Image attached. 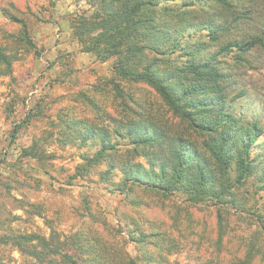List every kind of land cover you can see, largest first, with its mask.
Returning a JSON list of instances; mask_svg holds the SVG:
<instances>
[{
	"label": "rangeland",
	"instance_id": "1",
	"mask_svg": "<svg viewBox=\"0 0 264 264\" xmlns=\"http://www.w3.org/2000/svg\"><path fill=\"white\" fill-rule=\"evenodd\" d=\"M96 8V0H0V48L14 55L9 74L0 76V238L8 229L46 238L55 233L67 252L76 250L89 264H264V192L248 185L220 203L195 205L179 194L122 191L128 165L151 168L115 135L129 121L151 117L199 147L206 138L174 117L147 85L122 83L120 94L111 89L113 62L83 53L72 36L73 16ZM6 16L25 24L35 49L17 40L22 28ZM243 80L249 96L236 104L237 113L263 123L264 68L246 71ZM28 117L13 139L14 126ZM76 121L109 130L114 149L92 162L103 132L79 144V133L67 126ZM33 146L42 162L24 157L23 149ZM0 260L38 264L5 247Z\"/></svg>",
	"mask_w": 264,
	"mask_h": 264
},
{
	"label": "trees",
	"instance_id": "2",
	"mask_svg": "<svg viewBox=\"0 0 264 264\" xmlns=\"http://www.w3.org/2000/svg\"><path fill=\"white\" fill-rule=\"evenodd\" d=\"M96 3L91 14L73 16L72 36L83 53L113 62L111 89L120 94L122 83L147 85L174 117L206 138L199 147L192 138L173 136L151 117L129 121L115 135L127 140L134 156L146 159L151 168L128 165L122 191L143 188L164 196L179 194L195 205L220 203L248 185L255 194L264 192V122L261 117L248 120L236 109L249 96L244 73L264 68V0ZM6 19L21 26L17 40L35 49L25 24L15 16ZM4 50L0 48V76L9 74L14 61V55ZM30 121L28 117L14 126L11 137L15 139ZM67 126L79 133V144L103 132L102 150L92 162L114 149L107 129L88 121ZM23 154L38 162L44 159L34 146L23 149ZM228 201L223 203L237 205L233 197ZM7 233L0 238V247L38 264H89L76 250L67 252V243L55 233L48 238L16 235L11 229ZM76 238L74 245H80V236Z\"/></svg>",
	"mask_w": 264,
	"mask_h": 264
}]
</instances>
